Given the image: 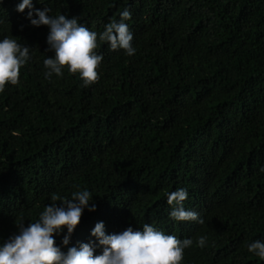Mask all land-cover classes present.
<instances>
[{
	"label": "trees",
	"instance_id": "16d2710c",
	"mask_svg": "<svg viewBox=\"0 0 264 264\" xmlns=\"http://www.w3.org/2000/svg\"><path fill=\"white\" fill-rule=\"evenodd\" d=\"M17 3L0 0V38L30 47L0 93V239L53 193L86 188L96 208L68 246L94 240L97 221L106 233L150 223L192 238L181 264H264L246 249L264 240V0H33L97 33L129 9L136 53L99 42L88 86L66 67L44 78L48 28ZM178 188L204 223L168 216L165 194Z\"/></svg>",
	"mask_w": 264,
	"mask_h": 264
},
{
	"label": "clouds",
	"instance_id": "9594fccd",
	"mask_svg": "<svg viewBox=\"0 0 264 264\" xmlns=\"http://www.w3.org/2000/svg\"><path fill=\"white\" fill-rule=\"evenodd\" d=\"M26 8L24 15L31 25H46L48 28L46 51L51 50L53 55L43 59L45 79L53 74L62 76L66 67L69 73L78 74L83 86L95 83L99 79L97 70L103 58L102 53L96 51L99 42L107 43L111 50L121 49L125 55L136 53L132 45L133 34L125 22L131 16L127 7L119 12V20L108 22L100 33L78 23L76 16L49 15V8H35L33 0H18L15 5L18 12ZM29 49L28 45L9 36L0 38V93L4 92L6 84H18L20 69L30 59ZM165 195L171 206L168 212L171 219L204 223L197 211L184 207L188 198L186 188ZM50 201L38 213L37 219L26 226L21 219L15 223V232L0 239V264H181L184 249L193 245L191 237L178 238L150 223L137 229L129 225L119 232L106 233L103 221H97L89 230L94 240L68 246L82 211L96 208L91 202L92 193L86 188L71 192L70 197L53 193ZM58 236L59 243L56 242ZM206 243V235L196 238V246L203 248ZM97 247L100 251L94 254ZM246 249L264 260V240H254L246 245Z\"/></svg>",
	"mask_w": 264,
	"mask_h": 264
}]
</instances>
